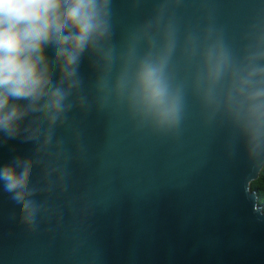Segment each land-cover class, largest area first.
<instances>
[{
  "label": "water",
  "instance_id": "95a60500",
  "mask_svg": "<svg viewBox=\"0 0 264 264\" xmlns=\"http://www.w3.org/2000/svg\"><path fill=\"white\" fill-rule=\"evenodd\" d=\"M157 0H113V42L153 13ZM264 0H184L182 25L207 21L241 37ZM49 56L53 50L49 48ZM80 75L90 97L96 73ZM64 140L66 191L38 197L45 210L29 227L0 183V264H264V209L245 193L242 146L226 125H206L194 99L178 136L138 128L122 107L74 109L57 129ZM35 142H0V167L31 157ZM47 159H51L48 157ZM41 175L33 170V182Z\"/></svg>",
  "mask_w": 264,
  "mask_h": 264
},
{
  "label": "clouds",
  "instance_id": "9594fccd",
  "mask_svg": "<svg viewBox=\"0 0 264 264\" xmlns=\"http://www.w3.org/2000/svg\"><path fill=\"white\" fill-rule=\"evenodd\" d=\"M183 2L157 0L118 47L113 0H0V142L36 145L33 156L0 167L21 223L34 226L45 210L38 197L66 191L69 157L57 129L74 109L93 106L122 107L138 128L175 137L194 99L206 125L231 130L230 150L242 146L245 193L264 195V3L237 47L210 12L202 25H182L175 10ZM85 56L96 73L92 97L79 71Z\"/></svg>",
  "mask_w": 264,
  "mask_h": 264
},
{
  "label": "trees",
  "instance_id": "16d2710c",
  "mask_svg": "<svg viewBox=\"0 0 264 264\" xmlns=\"http://www.w3.org/2000/svg\"><path fill=\"white\" fill-rule=\"evenodd\" d=\"M258 202L261 203V206L264 209V195H262L259 190H257Z\"/></svg>",
  "mask_w": 264,
  "mask_h": 264
}]
</instances>
